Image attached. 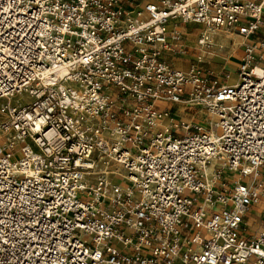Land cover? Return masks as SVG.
Masks as SVG:
<instances>
[{"label": "built area", "instance_id": "built-area-1", "mask_svg": "<svg viewBox=\"0 0 264 264\" xmlns=\"http://www.w3.org/2000/svg\"><path fill=\"white\" fill-rule=\"evenodd\" d=\"M171 20L242 34L237 81L167 61ZM262 25L264 0H0V264H264Z\"/></svg>", "mask_w": 264, "mask_h": 264}, {"label": "crops", "instance_id": "crops-1", "mask_svg": "<svg viewBox=\"0 0 264 264\" xmlns=\"http://www.w3.org/2000/svg\"><path fill=\"white\" fill-rule=\"evenodd\" d=\"M135 1L139 3H143L144 1H147V0H135ZM195 26L201 27L199 35L194 34L193 31L191 30V27H195ZM175 28L180 31V38L177 40L172 37V31ZM169 29H170L169 40L172 43L173 50L166 51L164 53V57L170 63L174 64L177 67L184 68V69L188 68L190 64L193 63V61H190L191 57L193 56V52H191L193 47L195 48L197 47V49L199 50V55H198L199 58H204L205 56L214 55L215 53L222 54L224 52V48H229L230 46L236 44L238 40H240V37L242 36L244 38L241 43L242 48H241V51L239 52L238 57H236V60H235L238 65L230 66L228 64H225L222 67L223 69L227 71H231V72L234 69L237 70L241 62V56L243 54V43L246 40V38L242 34L236 31L231 32V31L222 30L218 32L217 35H215L214 40L216 41V43H222L224 45V48L220 49V48L215 47V49L212 51H206L199 44V36L203 30L202 24L181 23V22H177L176 20H171L169 24ZM250 39H264V25H262L260 29L253 36H251ZM230 77H231V74H230ZM222 81L230 82V79L224 78V80ZM159 105L161 107H165V106L169 107L174 117L191 120L192 122H195V123H196L195 121L196 119L203 120L202 118L207 116L205 112H203V110L198 108L197 106H184L183 104L171 103V102H165V101H160ZM260 208L261 207L256 206L252 210L253 212L255 211L259 217V219L255 218L253 222H260V219L263 218L262 208L261 209ZM252 211L247 215L246 219L248 218V216L251 215ZM253 222L249 223L247 220L248 227L251 232L257 231L263 224V223H260L259 225H257L256 228H253L252 226Z\"/></svg>", "mask_w": 264, "mask_h": 264}, {"label": "rangeland", "instance_id": "rangeland-1", "mask_svg": "<svg viewBox=\"0 0 264 264\" xmlns=\"http://www.w3.org/2000/svg\"><path fill=\"white\" fill-rule=\"evenodd\" d=\"M200 29H201V27H199V26L191 27V30L193 31V33L197 34V35H199ZM222 29H227V28H220V29H216V30H222ZM227 30H230L231 32L236 31L234 28H230ZM261 33H262V31H261ZM243 39L244 38L241 36L240 40H238V42L236 44L230 46L229 48H224V52L222 54L215 53L214 55L205 56L204 58H199L198 57L199 50L197 49V47L196 48L193 47V49L191 50V52H193V56L191 57L190 61L198 63L200 65V67H202L203 70H205L207 73H209L211 75H218L220 80H224V78H226L227 74H231V77L229 78L230 82H236L238 77H239L238 71L236 69H234L231 72V71H227V70L223 69L222 67L225 64H228L230 66L238 65L235 60H236V57H238L239 52L241 51V48H242L241 43H242ZM212 47H213V44L208 48H212ZM30 100H31V96L27 92H23V93H17L15 96L10 97L8 101L10 103H13V104H23V103L26 104ZM5 102H7V99L2 98L0 100V106ZM202 119L203 120L196 119L195 121L199 125L206 126L212 120V118L208 117V116H205ZM210 168H212V166H210ZM255 218L259 219L256 212L252 211L251 215L248 216L247 220L250 223V222H253V220ZM263 221H264V217L260 219V222H253V224H252L253 228H256L257 225H259L260 223H263ZM246 231H247V228H246Z\"/></svg>", "mask_w": 264, "mask_h": 264}, {"label": "bare ground", "instance_id": "bare-ground-1", "mask_svg": "<svg viewBox=\"0 0 264 264\" xmlns=\"http://www.w3.org/2000/svg\"><path fill=\"white\" fill-rule=\"evenodd\" d=\"M200 24H202V23H200ZM202 25H203V30L199 36V44L203 47V49L206 51H212L215 49V47L223 49L224 45L222 43H216V41L214 40V37H215V35H217L218 32H220L222 30L223 31H230V30H227V29L216 30V28H214L212 26H209L206 24H202ZM208 41H211L213 43L212 48H208V46H207ZM209 168H210V166H208L207 170H209ZM113 169H115V168L113 167ZM207 178L210 179L209 174L207 175Z\"/></svg>", "mask_w": 264, "mask_h": 264}]
</instances>
